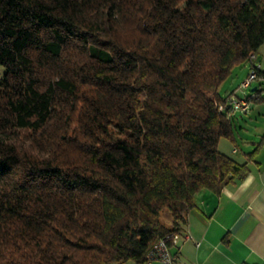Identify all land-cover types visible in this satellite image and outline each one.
<instances>
[{
	"label": "trees",
	"instance_id": "trees-1",
	"mask_svg": "<svg viewBox=\"0 0 264 264\" xmlns=\"http://www.w3.org/2000/svg\"><path fill=\"white\" fill-rule=\"evenodd\" d=\"M262 44L264 0H0V264H145L249 171L220 87Z\"/></svg>",
	"mask_w": 264,
	"mask_h": 264
},
{
	"label": "crops",
	"instance_id": "crops-1",
	"mask_svg": "<svg viewBox=\"0 0 264 264\" xmlns=\"http://www.w3.org/2000/svg\"><path fill=\"white\" fill-rule=\"evenodd\" d=\"M255 54L260 63L259 71L264 74V44ZM248 65V63L239 65L244 67L243 72L235 77L233 75L229 80L221 94L224 98L234 91L247 74ZM254 86L258 87L260 96L264 97V84ZM258 101H264V98L254 99L247 114L251 113L254 107H261V104H256ZM235 122L240 123L237 119ZM258 131L257 133L261 132L264 135V125H259ZM262 135L259 145L260 140L257 142L252 138H244L246 151L238 147L235 138L233 142L227 138L220 139L217 146L219 151L240 163L247 161V153L256 148V145L259 148L253 160L247 161L249 171L243 179L222 186L218 193L209 189H199L194 195L195 207L186 214V221L180 227L179 232L182 236L176 245L171 246V250L176 255V264H264V138H262L264 136ZM171 225L172 220L165 226L171 227ZM184 235H188V238ZM150 264L163 263L153 261Z\"/></svg>",
	"mask_w": 264,
	"mask_h": 264
},
{
	"label": "built area",
	"instance_id": "built-area-1",
	"mask_svg": "<svg viewBox=\"0 0 264 264\" xmlns=\"http://www.w3.org/2000/svg\"><path fill=\"white\" fill-rule=\"evenodd\" d=\"M247 63L249 64L247 74L240 80L234 91L228 93L225 98L226 102L229 104L231 113H248L251 109L250 105L252 101L258 95V93H256L257 86L256 89L252 90V84L257 79V72L260 66L255 52H249ZM217 108L223 110L222 105H219ZM181 236L180 232H171L154 241V244L149 248L146 255H144L146 257L145 264H150V262L153 261H160L163 264H176V255L171 250V246L176 245ZM185 238H188V235H186Z\"/></svg>",
	"mask_w": 264,
	"mask_h": 264
},
{
	"label": "rangeland",
	"instance_id": "rangeland-1",
	"mask_svg": "<svg viewBox=\"0 0 264 264\" xmlns=\"http://www.w3.org/2000/svg\"><path fill=\"white\" fill-rule=\"evenodd\" d=\"M243 66L234 67L235 68V70L233 72L234 77L237 74L238 75L242 74L243 69H244ZM4 72H5V68L2 65H0V81L3 78L2 75H4ZM229 80L230 79L225 80V82L221 85V87H220L221 94L226 89V86H227ZM261 83L264 84V80L259 79V80L254 81L252 85L254 86L255 84H261ZM248 90H250V89H248ZM258 102L256 104H261L260 105L261 107H257V108L254 107V109L249 114H247V113L241 114L239 112H236L233 114L234 121L237 119V120H239L240 123L239 124H237V122L234 123L232 134H234V138L238 144V147H240L243 151H246V147H245L246 142L243 140L244 138H252V139L256 140L257 142L261 139L262 133L261 132L257 133V131H258L259 125H261V124L264 125V111H262V110H264V101H258ZM256 134H258V135H256ZM168 214L169 213L167 210H163L161 212V214L159 215L161 218V222L164 225H168L171 221V217Z\"/></svg>",
	"mask_w": 264,
	"mask_h": 264
},
{
	"label": "water",
	"instance_id": "water-1",
	"mask_svg": "<svg viewBox=\"0 0 264 264\" xmlns=\"http://www.w3.org/2000/svg\"><path fill=\"white\" fill-rule=\"evenodd\" d=\"M254 89H256V86H253V87H252V90H254Z\"/></svg>",
	"mask_w": 264,
	"mask_h": 264
}]
</instances>
